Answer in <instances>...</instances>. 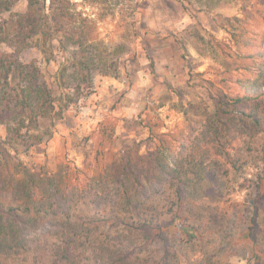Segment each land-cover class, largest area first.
<instances>
[{
  "label": "rangeland",
  "instance_id": "obj_1",
  "mask_svg": "<svg viewBox=\"0 0 264 264\" xmlns=\"http://www.w3.org/2000/svg\"><path fill=\"white\" fill-rule=\"evenodd\" d=\"M73 2L96 24L97 37L108 49L121 45L125 51L116 58L114 75L96 72L92 87L82 90L78 101L69 104L60 118L39 122L32 133L41 137V143L15 145L18 152L12 151L38 177H53L68 171L67 167L75 173L69 200H52L58 215L67 207L75 213L85 210L91 214L114 205L115 186L103 177L112 154L101 161L95 159L94 147L100 140L113 153L137 150L147 155L165 146L174 168L182 163L204 108L213 113L223 99V87L242 93L247 87L264 85V64L250 58L264 55V0ZM26 5V0L21 1L14 12H24ZM7 18L1 17L0 22ZM1 52L22 63L36 62L54 94L64 91L58 75L71 61L72 50L63 49L58 40L50 42L46 54L36 39L22 50L3 45ZM190 104L195 108H189ZM105 127L107 133L103 134ZM5 139V128L0 126V141ZM206 171L210 179L201 178L197 183L198 187L205 185L197 204L202 203L206 212L207 238L202 247L182 246L178 264H255L245 242L233 247L242 235L233 233L228 241L225 237L232 208L253 198L255 168L235 172L218 157L209 162ZM155 189L170 193L167 180ZM261 195L258 203H264V183ZM60 228L46 223L25 231L24 248L16 255H3L1 263L29 264L39 251L45 257L46 244ZM91 241L89 264H104L103 238L93 233ZM45 262L42 258L40 264Z\"/></svg>",
  "mask_w": 264,
  "mask_h": 264
},
{
  "label": "trees",
  "instance_id": "obj_2",
  "mask_svg": "<svg viewBox=\"0 0 264 264\" xmlns=\"http://www.w3.org/2000/svg\"><path fill=\"white\" fill-rule=\"evenodd\" d=\"M21 1L0 0V18L8 16L0 22V126L6 132V139L0 141V264L3 255H16L24 248L25 231L46 223L61 228L48 239L46 258L36 252L29 264H40L42 258L43 264H89L93 233L103 238L104 264H178L182 246H201L207 238L206 212L202 203L197 204L205 185L197 183L210 179L206 166L218 157L235 172L255 168L253 198L232 208L225 237L228 241L233 233L242 235L233 247L245 242L255 264H264V203H258L264 183V85L247 87L242 93L223 87V99L213 113L204 108L200 127L188 141L182 163L174 168L165 146L147 155L137 150L113 153L100 140L94 147L95 159L112 154L103 177L115 186L114 205L91 214L67 207L58 215L52 200H69L75 173L67 167L53 177H38L12 151L18 152L15 145L41 143V137L32 133L39 122L60 118L82 90L92 87L96 72L114 75L116 58L125 48L108 49L97 37L96 24L73 0H26V10L14 12ZM101 1L83 0L87 5ZM34 39L44 54L52 40L72 50L71 61L58 75L64 89L58 96L43 80L36 62L22 63L1 52L3 45L25 49ZM250 58L264 64L263 54ZM102 133H107L106 127ZM166 180L169 195L155 189Z\"/></svg>",
  "mask_w": 264,
  "mask_h": 264
}]
</instances>
